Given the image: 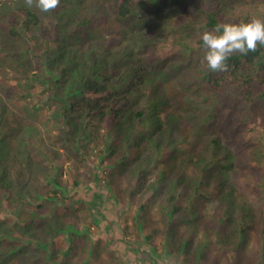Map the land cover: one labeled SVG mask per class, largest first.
I'll list each match as a JSON object with an SVG mask.
<instances>
[{"label": "trees", "instance_id": "1", "mask_svg": "<svg viewBox=\"0 0 264 264\" xmlns=\"http://www.w3.org/2000/svg\"><path fill=\"white\" fill-rule=\"evenodd\" d=\"M9 1V11L15 4L24 12L25 31L38 27L40 16L51 30L40 42L33 36L32 49L14 51L17 58H7L0 45V74L11 71L17 86L8 101L17 105L19 98L29 108L27 114L17 106L24 115L19 118L0 98V264H89L102 258L104 246L86 251L75 242L90 234L88 224L80 230L85 205L57 206L68 194L64 167L72 164L58 146L86 155L89 140L93 156L102 158L111 201L134 209L124 215L130 243L143 240L157 251L158 231L143 233L147 215L156 211L167 222L168 242L180 233L179 249L189 264H264V139L248 147L253 130L246 128L248 121L264 128V45L232 54L228 72H213L201 38L219 23L264 19V0H61L48 16L25 0ZM146 9L153 20L139 19V11L150 16ZM132 17L146 21L137 32L123 26ZM136 44L148 52L140 55ZM182 53L191 57L184 60ZM54 118L62 123L51 136L46 122ZM79 134L85 146L75 138ZM91 160L86 166H93ZM44 179L42 193L37 180ZM32 199L42 203L29 209L23 200ZM98 214L96 222L106 221L110 229ZM63 237L67 246L61 249ZM109 254L117 261L107 264H126ZM229 254H235L230 262Z\"/></svg>", "mask_w": 264, "mask_h": 264}, {"label": "rangeland", "instance_id": "2", "mask_svg": "<svg viewBox=\"0 0 264 264\" xmlns=\"http://www.w3.org/2000/svg\"><path fill=\"white\" fill-rule=\"evenodd\" d=\"M6 1H9V0H6ZM6 1L4 2L1 1L2 6L0 7V45L4 46L8 50L7 53L5 54L7 58H17L13 56L14 54H12L14 51L16 52L21 48L27 49L28 47L32 49L34 43H36V41H39V42L42 41L44 38V35L48 34L51 29L49 28L50 24H49V20L47 19V17L40 16V20H39L40 24L38 25V27L32 29L30 32L25 31L24 23L26 21V17H25L24 12L19 10V8L17 9L15 7V4H11V6H14V7L10 9L9 11L8 8H10V5L5 4ZM12 1L13 0H10L9 3H11ZM135 7L138 8L136 4H135ZM137 10H139V8ZM260 11L264 13V4L260 7ZM184 15L185 14L176 18V20L182 17L186 18L187 15L185 16ZM46 16H48V14H46ZM138 17L139 19L141 17L140 11L138 12ZM139 21L140 20L134 19L132 17V18H129L127 20V23L123 24V26L126 27L127 25H129L132 27V30L134 32H137L139 28L138 26ZM151 26L152 24L150 22L148 27H151ZM12 31L13 32L19 31L21 34L20 36H15L12 34ZM164 34L167 36L168 41H170L171 37H169V33H164ZM33 36L36 38V41L33 40ZM135 46H136V50L139 51L140 55L144 54L145 52H148L147 50H145L146 49L145 47H141L139 46V44H136ZM195 46L196 45H194L193 47ZM171 50H173L174 52L176 51L175 53L177 54L180 53L179 50L174 49L173 47L170 48V51ZM168 53L170 55V52ZM182 55L184 54L182 53ZM188 57H191V56L184 55V60H186ZM9 75H11V71L9 70H7L4 73V75L0 74V98L4 101V103L9 102L8 95L11 93H14L17 89V86L13 84L14 82H11V77H9ZM187 79H189V75L180 77V81L182 84H185V81ZM41 92L42 91H41L40 86L36 85L33 93H35L36 96H39L41 95ZM15 99H17L18 104L15 105V102L13 100L12 103L9 102V106L14 107L15 111H17L16 107L20 105L24 107L23 108L25 109L24 112L28 114L29 108L26 105L24 106L22 105L26 102L20 100L19 98H15ZM224 101L226 102L225 99ZM19 111L20 110L17 111V114L19 115V118H21L24 115L21 114ZM46 123L48 127L47 130L49 131L48 134L53 136L57 134L58 132L57 125L59 123H62V121L60 118L58 119L54 118V119H51L50 122H46ZM37 124L39 127L44 129V126L42 124L40 123H37ZM246 124H247L246 126L247 130L249 129L253 130V132H251V135L247 141L250 143L248 147H251L255 139H256L255 141H258L260 138L264 139V128L260 125V123L250 124V121H248L246 122ZM227 134L229 133L227 132ZM75 138L83 143L82 146L83 145L85 146L84 141L86 138H83L82 135L80 134L76 136ZM2 141H3V138H1L0 142ZM58 148H59L57 149L58 152L66 153L71 156L70 159H72L71 161L72 164L75 163L77 157H78V161H76L77 167H73L72 164H67L66 166V169L68 171V178H63V181L66 182L68 180V184H69L68 194L66 196V199H62V201L58 202L57 206L62 207L64 206L65 203H71L74 201H78L77 203L74 202L75 207L84 204L85 206L83 207L87 209V212L84 211L83 213L84 219H82L81 221L82 223L79 222V224L81 223L80 230L83 229V226L85 224H88L91 230H90V234H88L87 240H85L84 237L82 238L76 237L75 238L76 245L77 247L86 248V251L88 248L91 247V245L93 247H96L97 245L104 246V254L102 255V258L99 261H93L92 263H89V264H107L106 262H108V260L117 261L115 260L114 257H111L109 252H113L115 256H118V259H120L121 257L126 264H189L185 259L183 251L179 249L180 233L176 230L175 233L177 234V237H175L174 240L168 237L169 239V242H168L167 237H166L167 222L164 221L163 215L157 213L156 211L147 215V219H148L147 224L149 227L144 229L143 233L144 234H149V233L154 234L153 231L155 230L158 231L157 233H155L156 237H159L158 240L160 241L156 246L158 249L157 250L158 252L153 253L148 243L145 244L143 240H140V242H136L133 245V242L130 243V241H132L130 239L133 236H128L129 238L128 240H126L127 237L123 234V229L125 225L124 215L127 212L134 213V209L127 208L126 206H118L115 202L111 201V195L106 189L105 181L102 179V170L104 166L101 162L102 158L93 156L94 151H96V147L90 144V140L87 145V149L89 150V153H87L86 155H83L82 151H72V150L70 151L72 154L71 155L68 149L62 143L59 144ZM82 156L84 158L83 163L79 162ZM89 157H91L92 160ZM87 160L94 161L93 166L90 163H89L90 166H86ZM46 161L47 160H44L41 162L47 164L48 162ZM79 164H81V166ZM262 166L264 169V158L262 160ZM52 171L53 170L48 171L49 177L52 175ZM13 173L17 174L16 172H13ZM21 175H24V173L22 172L20 176ZM13 177L15 180L19 179V176H13ZM78 177H80L79 186L75 189L74 183H76L75 181ZM89 179H92L90 183L92 184V187L94 189L93 192L95 194L96 193L99 194L98 196L99 200L94 199V196L90 193L91 188L87 189L84 186L85 184L86 185L90 184V183H87L89 182ZM46 182H47V179L37 180V183L40 187L39 191L40 192L42 191V193H43L44 187L47 185ZM11 189L12 191H14L13 185ZM33 199L35 198L33 197ZM33 199L30 201L23 200L24 205H26L27 208L32 209V207L35 208L38 204L42 203L39 200L35 201ZM14 200H16V197L13 194L12 201ZM16 202L17 201H14V204ZM44 203L46 204V202ZM49 206L53 207V204ZM89 207L91 208L94 207V209H89ZM15 211L16 209H14V212ZM98 212H100L104 217H106V220L110 222L111 224L110 229H106V226H107L106 221H102L101 219H99L98 220L99 222L101 220L100 224L99 222H96ZM89 213H94L95 215L91 216L89 215ZM3 214L4 213L1 212L0 218L3 217ZM99 215L100 214H98V216ZM16 221L18 222V220ZM12 226H15V225L12 224ZM10 228L12 229L13 227H10ZM62 242L63 244L60 245L61 249H63L64 246H67L64 237L62 239ZM62 242H60V244ZM130 245H133L136 248V251L131 250ZM234 256L235 254L233 255L229 254L227 258L225 259H227L230 262L232 259L235 258ZM85 259H86V255H85ZM224 260H223V263H224Z\"/></svg>", "mask_w": 264, "mask_h": 264}, {"label": "clouds", "instance_id": "3", "mask_svg": "<svg viewBox=\"0 0 264 264\" xmlns=\"http://www.w3.org/2000/svg\"><path fill=\"white\" fill-rule=\"evenodd\" d=\"M1 1L4 2L5 0H0V7L2 6ZM60 2L61 0H25V4L28 7H35L43 13L54 11L59 7ZM146 12L150 13V16L145 12H140L141 16L145 17L146 21L149 18L153 20L154 13L152 9H146ZM146 21H139V23L145 25ZM201 38L206 49L204 61H206L208 68L213 72H228L230 66L227 61L232 54L240 53L247 55L249 52H255L258 45H264V19L253 17L246 23H219L213 30L205 31ZM92 139H94V137ZM13 142L11 143L12 147L18 145L13 144ZM66 166L64 167V178L68 177ZM84 186L90 189L92 184L90 183L88 187L86 184ZM77 187L74 188L76 189ZM85 226L86 225H84L83 228H85Z\"/></svg>", "mask_w": 264, "mask_h": 264}]
</instances>
